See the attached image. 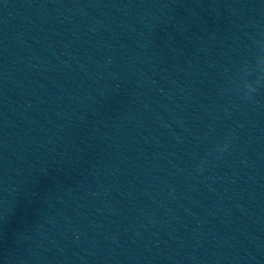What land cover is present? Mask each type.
Here are the masks:
<instances>
[{"label": "clouds", "instance_id": "clouds-1", "mask_svg": "<svg viewBox=\"0 0 264 264\" xmlns=\"http://www.w3.org/2000/svg\"><path fill=\"white\" fill-rule=\"evenodd\" d=\"M256 91H257V88H253V89H251L250 94L245 93V98H246V99H250V98L253 96V94H255ZM228 148H229V143L226 142L224 145H222V146H218V147H217V151H218V152H223V151L228 150ZM201 168H202V166H201Z\"/></svg>", "mask_w": 264, "mask_h": 264}]
</instances>
